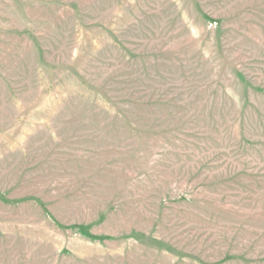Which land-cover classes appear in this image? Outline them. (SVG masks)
Returning a JSON list of instances; mask_svg holds the SVG:
<instances>
[{
	"label": "rangeland",
	"instance_id": "1",
	"mask_svg": "<svg viewBox=\"0 0 264 264\" xmlns=\"http://www.w3.org/2000/svg\"><path fill=\"white\" fill-rule=\"evenodd\" d=\"M0 264H264V0H0Z\"/></svg>",
	"mask_w": 264,
	"mask_h": 264
}]
</instances>
